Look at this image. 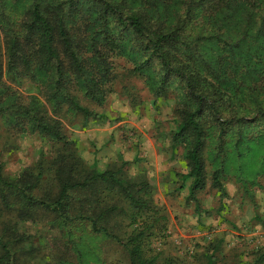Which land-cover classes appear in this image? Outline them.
<instances>
[{"label":"rangeland","instance_id":"obj_1","mask_svg":"<svg viewBox=\"0 0 264 264\" xmlns=\"http://www.w3.org/2000/svg\"><path fill=\"white\" fill-rule=\"evenodd\" d=\"M29 5L30 0H0V174L14 184L2 187L7 204L0 198V240L10 257L0 264H128L122 244L141 222L148 226L142 250L155 264H264V121L224 133L220 152L218 132L210 119L202 122L207 134L203 152L225 155L229 167L214 183L213 166L205 161L203 188L190 196L192 178H181L189 168L186 147L176 139L182 86L156 95L147 72L135 69L139 54L129 46L120 53H106L103 47L93 51L98 38L91 36L99 30L87 24L81 26L87 46L84 72H68L62 91L52 85V69L38 70L36 77L25 70L5 71L6 30ZM84 9L91 12L86 1ZM235 21L244 26V17ZM248 25L256 27L255 22ZM252 43L250 38L238 50L222 52L227 61L221 84L215 85L230 94L221 111L224 119L249 120L257 108L264 110L261 65L258 54L250 55ZM203 52L214 64L217 50L207 45ZM93 54L109 65L100 66ZM232 57L240 60L238 68ZM70 102L91 115L74 110ZM33 115L55 125L59 138L38 131ZM107 170L121 181L145 183L144 191H132L134 200L144 204L141 211L117 186L102 183L66 191L63 214L68 219L53 206L25 202L18 192L51 204L64 178L80 181ZM92 222L119 242L93 232Z\"/></svg>","mask_w":264,"mask_h":264},{"label":"trees","instance_id":"obj_2","mask_svg":"<svg viewBox=\"0 0 264 264\" xmlns=\"http://www.w3.org/2000/svg\"><path fill=\"white\" fill-rule=\"evenodd\" d=\"M83 1L87 2L91 12L84 9ZM169 11L170 19H174L172 23L167 19ZM236 16L244 17L243 27L235 21ZM247 21L249 24L255 22L256 27L252 29ZM86 24L87 27L96 26L99 30L98 36H91L98 38L97 45L91 44L93 51L103 47L106 53H120L129 46L134 54H139L140 61L135 69L140 74L147 72V79L156 95L166 87L182 86L184 93L182 101L178 103L181 106V118L176 139L186 147L185 158L189 168L181 178H192L190 196L202 189L203 166L207 161L213 166V182L218 183V176L229 165L225 155L220 156L214 150H210L206 157L203 148L207 134L202 122L206 118L212 122L211 127L221 137L217 145L220 152L224 133L231 129L240 131L245 124H252L258 119L264 121L262 108H257L249 120L236 116L222 118L221 111L230 102V94L225 88L218 87L222 81L220 70L225 68L223 64L227 61V55L223 53L238 50L250 38L251 43L255 42L252 43L250 55H259L261 66L258 75L261 83H264V0H30L29 8L6 30L5 71L17 74L25 70L36 77L38 70L52 69V85L62 91L68 82V72L77 75L84 72L87 46L81 36L85 27L81 26ZM207 45L217 50L214 64L206 60L207 54L203 52V47ZM91 56L98 59L100 66L109 65L106 59L100 60L96 54ZM235 58L232 57L233 66L238 68L240 60ZM1 65L0 61V73ZM215 83H219L218 86ZM70 105L86 116L91 115L74 102H70ZM31 119L38 131L54 139L59 138L55 125L49 127L42 117L35 115ZM92 183L117 186L132 205L139 207V211L144 206L134 200L132 191H144L145 183L121 181L116 178V172L111 170L92 172L80 181L64 178L58 197L51 204L31 201L22 189H18V192L25 202H33L45 209L53 206L59 217L68 219L63 214L66 207L64 201L69 199L66 191ZM13 186L0 174V198L3 204H7V200L2 187ZM147 228L145 222H141L139 228L125 238L122 245L127 253L128 264H155L153 259L145 257L142 250ZM91 229L119 242L106 229L96 228L93 222ZM0 249L3 252L0 262L9 260L6 244L1 240Z\"/></svg>","mask_w":264,"mask_h":264}]
</instances>
